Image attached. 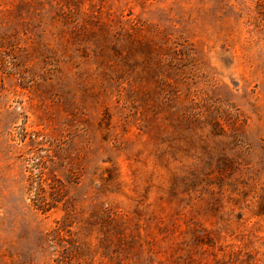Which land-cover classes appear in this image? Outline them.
Segmentation results:
<instances>
[{"label": "rangeland", "instance_id": "rangeland-1", "mask_svg": "<svg viewBox=\"0 0 264 264\" xmlns=\"http://www.w3.org/2000/svg\"><path fill=\"white\" fill-rule=\"evenodd\" d=\"M0 264H264V0H0Z\"/></svg>", "mask_w": 264, "mask_h": 264}]
</instances>
